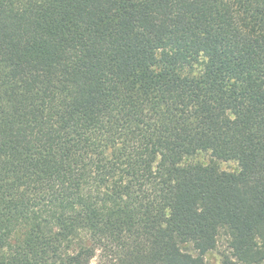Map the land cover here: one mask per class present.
<instances>
[{
    "label": "trees",
    "instance_id": "obj_1",
    "mask_svg": "<svg viewBox=\"0 0 264 264\" xmlns=\"http://www.w3.org/2000/svg\"><path fill=\"white\" fill-rule=\"evenodd\" d=\"M223 238L264 264V0H0V264Z\"/></svg>",
    "mask_w": 264,
    "mask_h": 264
},
{
    "label": "rangeland",
    "instance_id": "obj_2",
    "mask_svg": "<svg viewBox=\"0 0 264 264\" xmlns=\"http://www.w3.org/2000/svg\"><path fill=\"white\" fill-rule=\"evenodd\" d=\"M211 154L209 152H202L200 153L196 159L203 163H209L211 161ZM220 167L223 170L227 171H236L239 169V165L236 161H220ZM187 250L195 253L192 246H186ZM226 248V238L221 239L219 248L213 251H210L206 254V260L208 264H222V251ZM91 264H101L100 256L97 254L92 260Z\"/></svg>",
    "mask_w": 264,
    "mask_h": 264
}]
</instances>
